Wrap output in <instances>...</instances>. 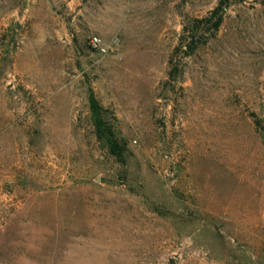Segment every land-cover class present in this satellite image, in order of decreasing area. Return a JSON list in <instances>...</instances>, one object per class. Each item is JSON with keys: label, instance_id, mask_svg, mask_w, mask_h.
I'll list each match as a JSON object with an SVG mask.
<instances>
[{"label": "rangeland", "instance_id": "374dc122", "mask_svg": "<svg viewBox=\"0 0 264 264\" xmlns=\"http://www.w3.org/2000/svg\"><path fill=\"white\" fill-rule=\"evenodd\" d=\"M216 2L0 0V264H264V0L183 51Z\"/></svg>", "mask_w": 264, "mask_h": 264}, {"label": "trees", "instance_id": "16d2710c", "mask_svg": "<svg viewBox=\"0 0 264 264\" xmlns=\"http://www.w3.org/2000/svg\"><path fill=\"white\" fill-rule=\"evenodd\" d=\"M236 0H217L214 7L203 17H191L185 26V40L183 51H192L202 35L199 31L203 25L206 32L213 33L216 31L222 21L225 8ZM87 108L89 113V122L92 127L94 137L99 141L108 155L113 157L117 162L124 165L127 163L130 149L127 143L113 125L115 117L109 118L107 108L101 106L95 98L93 92L87 89L86 95Z\"/></svg>", "mask_w": 264, "mask_h": 264}, {"label": "built area", "instance_id": "2783aa9c", "mask_svg": "<svg viewBox=\"0 0 264 264\" xmlns=\"http://www.w3.org/2000/svg\"><path fill=\"white\" fill-rule=\"evenodd\" d=\"M90 47L97 49L99 52L104 53L108 49H111L113 45L116 44V39H111L108 43H105L101 40V38L97 35H90L88 38Z\"/></svg>", "mask_w": 264, "mask_h": 264}]
</instances>
